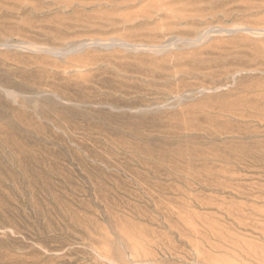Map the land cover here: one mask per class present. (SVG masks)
<instances>
[{
	"label": "rangeland",
	"instance_id": "1",
	"mask_svg": "<svg viewBox=\"0 0 264 264\" xmlns=\"http://www.w3.org/2000/svg\"><path fill=\"white\" fill-rule=\"evenodd\" d=\"M0 264H264V0H0Z\"/></svg>",
	"mask_w": 264,
	"mask_h": 264
}]
</instances>
